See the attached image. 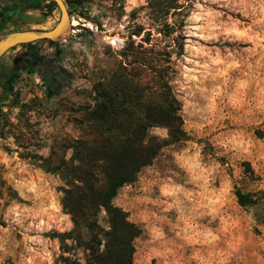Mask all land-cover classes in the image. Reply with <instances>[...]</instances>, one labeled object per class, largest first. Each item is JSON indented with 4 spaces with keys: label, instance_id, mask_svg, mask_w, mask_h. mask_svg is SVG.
Returning <instances> with one entry per match:
<instances>
[{
    "label": "rangeland",
    "instance_id": "1",
    "mask_svg": "<svg viewBox=\"0 0 264 264\" xmlns=\"http://www.w3.org/2000/svg\"><path fill=\"white\" fill-rule=\"evenodd\" d=\"M32 1L0 0V10L21 4L0 34L14 23L55 24L53 0ZM170 1L63 0L70 24L62 34L0 57V264L83 258L57 236L72 222L54 167L86 133L93 84L121 67L147 83L153 58L164 60L176 34L183 52L171 55L170 83L187 137L164 146L112 198L139 228L132 264H264V201L243 206L234 195L235 187L264 191V0H177L186 16L166 13ZM181 17L177 31L158 32ZM147 132L166 136L163 127Z\"/></svg>",
    "mask_w": 264,
    "mask_h": 264
},
{
    "label": "trees",
    "instance_id": "2",
    "mask_svg": "<svg viewBox=\"0 0 264 264\" xmlns=\"http://www.w3.org/2000/svg\"><path fill=\"white\" fill-rule=\"evenodd\" d=\"M36 3L31 0V5ZM185 7V3L171 0L166 13L186 16ZM12 9L0 10V28L6 25L5 19L12 14ZM182 22V17L165 22L158 32L168 36L177 31ZM183 38L181 34L171 38L172 46L164 52V60L161 59L165 65L153 58V77L147 83L133 80L121 67L93 84V105L84 110L86 133L71 140L70 158L54 167L65 181V186L59 187L60 205L72 222L69 231L59 232L57 236L60 242L70 239L81 247L83 258L60 254L54 264H132V240L139 228L112 198L117 189L132 182L138 171L150 164L164 146L180 143L187 137L182 127L179 100L170 83L171 55L182 54ZM31 51L30 57L37 58L35 51ZM23 68L32 69L31 66ZM14 71L3 74V78L12 79ZM153 126L165 128L166 136L149 134L147 130ZM251 171L250 168L244 170ZM234 195L243 206L264 201L262 190L242 192L235 187Z\"/></svg>",
    "mask_w": 264,
    "mask_h": 264
},
{
    "label": "water",
    "instance_id": "3",
    "mask_svg": "<svg viewBox=\"0 0 264 264\" xmlns=\"http://www.w3.org/2000/svg\"><path fill=\"white\" fill-rule=\"evenodd\" d=\"M53 1L59 10V17L55 24L49 29H40L14 23V29L7 30L0 34V57L6 55L18 44H31L34 41L44 38L54 40L65 31L68 23H70L68 9L63 0Z\"/></svg>",
    "mask_w": 264,
    "mask_h": 264
},
{
    "label": "flooded vegetation",
    "instance_id": "4",
    "mask_svg": "<svg viewBox=\"0 0 264 264\" xmlns=\"http://www.w3.org/2000/svg\"><path fill=\"white\" fill-rule=\"evenodd\" d=\"M19 5H21L20 3H15L14 5H13V9H12V14H10V17L11 18H13V17H15L16 16V14L18 13V11H19ZM6 15V14H5ZM32 49V48H31ZM31 49H29V51H27V54L29 55V56H31L32 55V51H31Z\"/></svg>",
    "mask_w": 264,
    "mask_h": 264
},
{
    "label": "bare ground",
    "instance_id": "5",
    "mask_svg": "<svg viewBox=\"0 0 264 264\" xmlns=\"http://www.w3.org/2000/svg\"><path fill=\"white\" fill-rule=\"evenodd\" d=\"M75 21V20H74ZM72 23H73V21H72ZM74 23H76V22H74ZM70 23H68V25H69ZM62 34V33H61Z\"/></svg>",
    "mask_w": 264,
    "mask_h": 264
}]
</instances>
